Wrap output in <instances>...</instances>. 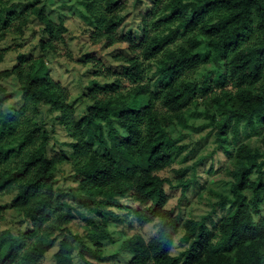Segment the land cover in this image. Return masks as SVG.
I'll return each instance as SVG.
<instances>
[{
    "label": "trees",
    "instance_id": "obj_1",
    "mask_svg": "<svg viewBox=\"0 0 264 264\" xmlns=\"http://www.w3.org/2000/svg\"><path fill=\"white\" fill-rule=\"evenodd\" d=\"M18 1L0 0V27L8 25L12 14H3L17 7ZM146 2L148 10L139 24L126 27L124 0H82L94 26L92 41L112 44L119 38L140 56L126 59L123 67L124 78L136 86L124 91L120 79L104 86L105 95L93 96L78 120L67 89L51 78L44 57L33 60L19 54V64L0 73V80L15 76L21 90L18 110L4 111L2 106L12 95L0 87V194L16 192L12 207L29 225L23 233L0 235V264H40L57 242L55 264H74L75 250L84 264L102 261L101 250L89 248L66 231L78 214L93 227L86 236L98 247L111 236L109 217L131 228L134 223L142 228L158 221L155 236L147 239L136 233L123 242L115 254L128 258L125 264H264L260 208L264 204V0ZM41 3L32 0L30 7L49 35L47 42L39 44L41 52L48 53L66 29L62 21L55 23L44 13ZM203 45L206 53L200 49ZM206 62L218 68L212 80H194ZM196 93L215 112L209 117L216 121L217 140L224 149L228 131L237 134L241 124L263 148L244 142L236 146L232 198L220 195L222 207L230 203L228 213L211 228L192 218L181 221L166 208L169 197L164 186L170 181L159 175L175 162L165 127L174 120L187 125L185 111ZM157 102L165 111L158 110ZM52 112L59 113V122L73 140L69 155L48 153L52 137L45 119L39 117ZM63 162L71 163L77 183L67 193L55 188ZM178 187L185 191L188 184L179 182ZM68 195L72 203L78 201L80 207L94 211L101 226L93 216L78 211ZM107 207L117 208L119 214ZM128 213L131 222L126 220ZM180 229L187 248L174 256Z\"/></svg>",
    "mask_w": 264,
    "mask_h": 264
},
{
    "label": "rangeland",
    "instance_id": "obj_2",
    "mask_svg": "<svg viewBox=\"0 0 264 264\" xmlns=\"http://www.w3.org/2000/svg\"><path fill=\"white\" fill-rule=\"evenodd\" d=\"M18 2L17 7H11L6 11L7 15L3 14L4 17L12 15L8 25L0 27V52L2 53L0 73L12 71L19 64V54L27 55L33 60L44 57L51 78L67 89L68 103L74 109L76 120L85 114L89 104L93 102V96L103 97L105 95V91L102 90L104 86L111 85L117 79L122 80L120 82H122L124 91L136 86L124 78L123 67L126 59L140 56L139 52L119 38L112 44L101 39L92 41L90 34L94 31V26L87 18L82 0H41L42 3L39 6H44V13L55 23L62 21L66 29V32L62 34V40L54 41L55 50H48V53L40 50V42H47L49 35L43 29L44 24L40 22L30 7L32 0H19ZM124 3L127 16L124 21L125 25H123L136 27L141 17L146 15L148 2L146 0H124ZM7 5L11 6V2ZM200 49L206 53L204 45ZM217 69V66L213 64L203 63L193 79L212 80V75ZM154 70L155 67L151 68L146 79L151 77ZM146 79L140 83H144ZM93 81H96L98 86ZM0 87L12 95L2 109L4 111L18 110L21 106V90L17 78L10 76L1 79ZM9 102H12L10 106L5 107ZM156 105L160 112L165 111L159 102ZM213 113L215 112L209 110L204 104V96L196 93L185 111L187 125L175 120L166 125L165 129L169 135L167 145L174 148L175 162L171 167L159 172L162 178L170 181L164 186L169 197L166 208L177 213L181 221L188 218L204 221L208 228L228 213L230 203L226 201L225 206L222 207L220 195L232 198L230 189L235 181L233 159L236 146L244 142L252 148L263 150L258 138L250 136L244 124L239 126L237 134L235 130L228 131L225 143L227 150L224 149L217 140L214 124L216 121H212L209 117ZM42 118L45 119V126L52 137L48 147L49 155L54 157L59 154H71L72 148L69 143L73 140L69 138L59 122V113H46L43 117H39V119ZM216 118L218 119L219 115ZM182 169L187 170L183 175L177 172ZM179 182L188 184L185 191L182 187H178ZM76 186L71 163H61L56 173V190L67 193L76 189ZM15 195V191L0 194V235L6 231L14 235L23 233L29 226L22 214L12 207ZM68 200L75 208H78V211L85 213L86 217L93 216L101 226V218L94 211L80 207L78 201L72 203L69 195ZM120 201L129 203L124 198ZM260 208L261 215L264 216V204ZM107 209L119 214L117 208L107 207ZM122 213L124 214V210L121 211ZM123 218L121 216L120 219ZM131 219L133 217L128 213L126 220L131 222ZM108 220L107 228L111 236L102 239V245L99 247L87 238L86 234L93 227L84 221L81 215L78 214L77 218L66 226L67 232L77 235L89 248L101 250L104 259L102 261L92 260L96 264H125L128 258L122 254L117 256L115 253L120 251L126 239L136 233L149 239L160 230L158 221L152 223L151 227L147 224L142 228H138L134 223L131 228L126 223L116 222V218L113 220L109 217ZM183 234L184 231L180 229L175 238L172 249L174 256L187 248V244L181 241ZM58 247L59 242L45 253L40 264H55L53 255L57 250L54 251V249ZM124 255L131 258V254ZM72 260L74 264H84L78 250L74 251Z\"/></svg>",
    "mask_w": 264,
    "mask_h": 264
},
{
    "label": "clouds",
    "instance_id": "obj_3",
    "mask_svg": "<svg viewBox=\"0 0 264 264\" xmlns=\"http://www.w3.org/2000/svg\"><path fill=\"white\" fill-rule=\"evenodd\" d=\"M12 102H9V104H6L5 105V107H9L10 106V104H11ZM152 226V223H150L149 225H148V227H151ZM147 230V229H146ZM57 249H54V251H56Z\"/></svg>",
    "mask_w": 264,
    "mask_h": 264
}]
</instances>
